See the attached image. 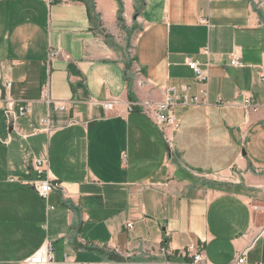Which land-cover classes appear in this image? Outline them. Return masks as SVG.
I'll list each match as a JSON object with an SVG mask.
<instances>
[{
	"label": "crops",
	"instance_id": "obj_1",
	"mask_svg": "<svg viewBox=\"0 0 264 264\" xmlns=\"http://www.w3.org/2000/svg\"><path fill=\"white\" fill-rule=\"evenodd\" d=\"M262 75L264 0H0V105L31 107L14 125L0 110V264L47 244L51 264H264ZM182 86L198 105L166 135L128 110ZM37 159L61 185L47 200Z\"/></svg>",
	"mask_w": 264,
	"mask_h": 264
},
{
	"label": "built area",
	"instance_id": "obj_2",
	"mask_svg": "<svg viewBox=\"0 0 264 264\" xmlns=\"http://www.w3.org/2000/svg\"><path fill=\"white\" fill-rule=\"evenodd\" d=\"M52 2V0H51ZM54 54H51V56ZM188 68L194 73L195 81L201 85L200 95H202L206 101L208 96V84H209V75L207 69H203L199 66L198 63L187 60ZM232 66L239 65L238 58L234 57L231 60ZM260 81L264 83V75L261 76ZM139 85L142 87L144 85L143 82H140ZM7 87H10L8 85ZM190 88L188 86H182L180 88L181 94L178 93V90L165 89L162 92L163 98L161 101H142L140 103H131L128 107L129 111H134L138 108L139 112L148 118L163 134L166 135L167 130H176L178 128V122L176 120L174 110L179 106H197L198 98L193 97L189 98ZM42 100L43 102L49 106L53 107L54 110L57 111H66L68 110L67 104L64 103H56L50 97V93L48 90H44L42 92ZM118 102L115 100H110L102 103V107L105 110L111 109ZM220 103V102H219ZM241 107L245 112L256 111L257 105L250 97H244L241 103ZM0 110L3 112L4 116L7 119L9 125H14L15 121L18 118L26 117L31 113V107L28 104H21L17 106V109L14 108V103L11 101H6L3 106L0 105ZM42 126H44V130L48 132L49 130V120L45 118L41 122ZM37 132V131H36ZM34 132L33 134H35ZM171 140V138H169ZM46 159H37L32 162L33 171H35L38 175V180L34 182L33 186L37 194L44 200H47L48 196L53 191L61 190V185L53 179H50L47 170H46ZM132 225L128 224L127 228H131ZM264 233V229L261 231V234ZM159 255L161 257L167 258L168 256L173 257L174 255L170 254L169 251L162 248L159 251ZM190 256V261L186 264H209L205 261L202 256V253L197 251L192 253V250H189L188 253H181V256ZM246 251L241 252L236 260L232 264H246ZM53 262L52 256V246L47 244L43 249H41L37 254L27 260L26 264H51ZM160 264H168L166 261L161 262Z\"/></svg>",
	"mask_w": 264,
	"mask_h": 264
},
{
	"label": "trees",
	"instance_id": "obj_3",
	"mask_svg": "<svg viewBox=\"0 0 264 264\" xmlns=\"http://www.w3.org/2000/svg\"><path fill=\"white\" fill-rule=\"evenodd\" d=\"M85 3H87L86 1H84Z\"/></svg>",
	"mask_w": 264,
	"mask_h": 264
},
{
	"label": "rangeland",
	"instance_id": "obj_4",
	"mask_svg": "<svg viewBox=\"0 0 264 264\" xmlns=\"http://www.w3.org/2000/svg\"><path fill=\"white\" fill-rule=\"evenodd\" d=\"M57 103V102H56Z\"/></svg>",
	"mask_w": 264,
	"mask_h": 264
}]
</instances>
